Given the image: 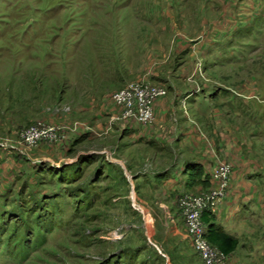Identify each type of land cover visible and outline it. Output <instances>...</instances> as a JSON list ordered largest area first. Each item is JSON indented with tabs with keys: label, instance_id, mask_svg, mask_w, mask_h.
<instances>
[{
	"label": "rangeland",
	"instance_id": "374dc122",
	"mask_svg": "<svg viewBox=\"0 0 264 264\" xmlns=\"http://www.w3.org/2000/svg\"><path fill=\"white\" fill-rule=\"evenodd\" d=\"M138 82L164 89L159 100H174V90L213 95L210 117L178 98L158 120L172 166L184 156L174 148L184 126L201 158L264 174V0H0V213L33 207L21 212L34 221L38 202L52 209L39 199L91 194L79 213L65 194L51 232L23 225L28 243L16 257L0 238V264H204L178 199L215 187L195 178L177 201L148 187L145 176L168 163L146 160L148 148L123 131L142 125L117 120L111 100Z\"/></svg>",
	"mask_w": 264,
	"mask_h": 264
},
{
	"label": "crops",
	"instance_id": "0c3cea01",
	"mask_svg": "<svg viewBox=\"0 0 264 264\" xmlns=\"http://www.w3.org/2000/svg\"><path fill=\"white\" fill-rule=\"evenodd\" d=\"M185 70L181 76H186V73L190 75L191 70L188 68ZM174 91L171 92L174 93V100L155 102L154 116L157 120L156 124H153L155 126L134 124L127 126L123 131L127 139L133 137L136 147L148 148L151 156H147V161L153 159L157 166L168 163L166 166L163 165L161 170L158 167L157 171L149 172L145 178L148 179L151 191L154 193L163 191L170 195V198L176 199L193 181L189 174H192L196 167L201 169L202 179L206 177L210 181V186L215 187L211 175L217 165L211 158H201L199 155L202 151L201 144L198 145L195 137L189 136L193 130L184 126L177 132L175 141H179L174 146L177 152L183 153L184 156L181 163L177 160L173 166L171 165L173 145L163 138L159 125L164 123H158V120H163L168 113L180 108L181 102L178 98L183 99L202 118L215 113V108L210 103L213 95L203 89L182 93ZM231 176L225 197L218 202L214 213L205 216L207 226L220 228L237 241L234 251L227 256L228 264H254L258 257L260 264H264V174L259 171L239 173L233 170ZM196 181L198 182L197 179ZM242 258H245V261Z\"/></svg>",
	"mask_w": 264,
	"mask_h": 264
},
{
	"label": "built area",
	"instance_id": "2783aa9c",
	"mask_svg": "<svg viewBox=\"0 0 264 264\" xmlns=\"http://www.w3.org/2000/svg\"><path fill=\"white\" fill-rule=\"evenodd\" d=\"M165 95L166 91L160 87L138 82L115 92L111 100L121 112L117 120L128 124L147 125L153 121L155 102ZM50 132L51 130L47 129L38 134L36 130H29L25 137L32 144L39 138H47ZM231 172L228 165L216 166L211 175L215 191L207 196L183 195L178 199L186 234L196 255L204 264H223L227 257L206 240L207 227L202 217L206 212L214 213L218 202L225 197Z\"/></svg>",
	"mask_w": 264,
	"mask_h": 264
},
{
	"label": "trees",
	"instance_id": "16d2710c",
	"mask_svg": "<svg viewBox=\"0 0 264 264\" xmlns=\"http://www.w3.org/2000/svg\"><path fill=\"white\" fill-rule=\"evenodd\" d=\"M192 172H193L192 174H189L190 178H192L193 180H194V178H196L200 184H204L206 186L210 185L209 184L210 181L206 177L202 179L203 174H202L201 169L196 167ZM32 192H34V191H30V195ZM70 193H71V191L68 192L65 190H59L56 193H54L52 196L45 197L42 200L39 199L38 201H40V203H42V205H44L43 203H47V205L48 204L51 205V207H49V208H52V209L50 211V214L46 213L47 212V210H45L46 208L44 209L42 206L40 207L38 204L39 202H38L36 205L37 206V210H36L37 214L34 218V221H27L24 218V215L22 213L24 210L25 211L33 210V207H28V208H25L24 210H21L18 207V212L9 210V211H6L4 214L0 213V219H1V221H0V238L4 237L3 241H6L7 248H9V246H10L11 248L16 250L14 253H12L15 255V257L17 255H20L21 253H24V251L22 252L23 248L19 249V246H21V245L24 246L26 243H28L26 241V239H24L25 237L23 235H19V232H20L22 226L24 225V228H23L24 230L33 231L32 228L37 227V225H38L37 233H39V228H41V227L43 229H46V231L49 230V232H51L52 226L50 225L49 220L51 217H55V215H57L59 212H61L57 208L58 204H66L67 205L70 203V202H68V200H65L64 198H62L65 194H70ZM34 194H35V192H34ZM78 195H80V196H78ZM89 195L91 196L90 191L82 189V191H79V190L74 191V192L72 191V195L70 194L67 196L71 197V200L74 202V203L71 202L73 204V206L75 207L74 210L77 213H79V210L85 209L91 205V203H89V201H90ZM41 196L43 197V195H41ZM32 200L34 201L35 199L31 198L30 201H32ZM42 210H44V212L46 213V216H45V214L43 216L41 215L40 212ZM209 215H211L210 212H206L203 215V222L207 227L205 238L213 248L217 249L223 255L228 256L230 253H232L234 251V249L237 245V241L233 237L226 234L222 229L215 228L213 225L207 226L208 224L206 222L205 216H209ZM57 217H58V215H57ZM7 219H10L9 223H5V222H7ZM11 220H14V223L12 225H10ZM34 224H37V225H34ZM11 226H13V227H12V230L10 231L9 228ZM23 234H24V232H23ZM17 239H18V241H17ZM15 241H17V242H15ZM30 244L32 246L35 245L34 242H32Z\"/></svg>",
	"mask_w": 264,
	"mask_h": 264
}]
</instances>
